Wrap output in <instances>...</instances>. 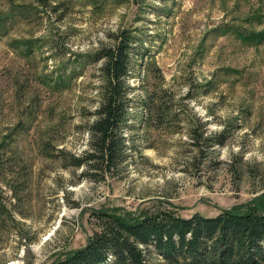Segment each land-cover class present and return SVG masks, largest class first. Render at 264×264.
<instances>
[{"label": "rangeland", "instance_id": "374dc122", "mask_svg": "<svg viewBox=\"0 0 264 264\" xmlns=\"http://www.w3.org/2000/svg\"><path fill=\"white\" fill-rule=\"evenodd\" d=\"M121 43L109 167L90 126ZM231 209L264 212V0H0V264H52L107 214Z\"/></svg>", "mask_w": 264, "mask_h": 264}, {"label": "trees", "instance_id": "16d2710c", "mask_svg": "<svg viewBox=\"0 0 264 264\" xmlns=\"http://www.w3.org/2000/svg\"><path fill=\"white\" fill-rule=\"evenodd\" d=\"M105 57L107 91L90 126L95 154L89 159H101L110 167L120 145L115 132L125 114L124 44L107 50ZM150 245L171 264H264V212L231 209L190 217L158 212L136 220L107 214L104 228L84 247L52 264H146L144 253Z\"/></svg>", "mask_w": 264, "mask_h": 264}]
</instances>
